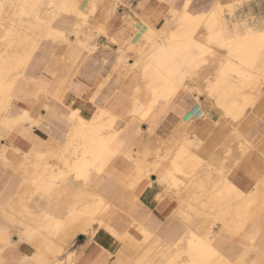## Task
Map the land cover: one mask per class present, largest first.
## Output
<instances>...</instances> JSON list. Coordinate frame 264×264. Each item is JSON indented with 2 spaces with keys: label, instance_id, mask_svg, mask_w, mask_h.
I'll return each mask as SVG.
<instances>
[{
  "label": "rangeland",
  "instance_id": "rangeland-1",
  "mask_svg": "<svg viewBox=\"0 0 264 264\" xmlns=\"http://www.w3.org/2000/svg\"><path fill=\"white\" fill-rule=\"evenodd\" d=\"M62 1L73 2L75 11L71 7L68 9L54 4L49 8L50 0H44L45 4L39 12L31 11L32 0H9L0 7V81L3 85H13L11 96L5 90V92L0 90V102H3V104L0 103V137L4 130H10L9 133L13 130L9 134L11 143L9 146L3 144L2 147V153L5 150L9 153L6 154V158L0 161V227L4 229L9 239L4 241L5 248L0 251V264H190L189 250L191 242L195 239L210 242L211 249L214 250L211 251V254L214 252L218 254L211 255V260L206 264H264V185L258 184L256 195L252 192L245 199L237 197V185L233 180L235 175L232 173L231 179L226 176V173H231L228 171L231 165L228 169L225 166L222 168L223 170L218 171L214 169L219 164L214 165V168L207 167L206 162L195 156L189 146V152L185 156L186 160L181 165L185 174L175 173L181 182L175 186L167 180L160 179L159 172L167 171L171 167V162L179 147H168L157 151L144 166L139 162L137 169L132 168L131 160L133 159L123 158L131 166L122 172L115 171L116 185L121 192V199L129 198L142 204L145 195L143 188L147 185L145 182L151 184L153 176L160 186L167 187L170 194L177 196V206L184 203L183 206L180 205L182 211L177 212V224L189 228L190 235L183 240L169 242L161 236L160 231L152 223L146 225L148 230L146 234L135 223L126 225V206L120 203L121 200H116L119 195L103 204H100L98 198L94 197L97 185L109 177V167L115 169V158L107 163L101 173L93 168L86 181L74 179L71 166L76 160V154L80 153L83 147V141L76 138L82 128L79 116L77 118V115H71L67 126L58 129V132L64 137L54 138L50 147L47 146L37 152L29 153L27 139L19 137L22 122L16 127L11 122L21 118H26L28 121L25 122H30L26 110L22 113L24 116H19L18 119H9L13 112L14 100L18 98L16 93L20 90L22 79L26 78L27 70L41 50L40 45L43 41L85 38L81 32L76 30L57 29V23L63 15L77 17L84 21L86 19V16L77 10L76 6H79L80 2H76V0ZM85 4L86 2L80 6L81 11ZM218 10L219 20L224 23L226 28L231 30L233 28L231 26L235 22L238 23L236 25L244 27V19L236 20L237 17L233 13H226L222 8ZM53 30L59 35L56 34L55 37ZM153 32L146 31L136 43L137 45L117 48L119 56L113 71L119 70V72L123 71L124 75L127 74L124 82L131 86L130 90L133 93L142 88L140 75L138 72L136 73L140 70L137 65L147 61L156 46L155 43L159 44L165 37L164 34ZM138 34L139 30H134L131 39L135 41ZM205 35L206 31L203 30L198 35V38L200 37L198 40H201L203 44H208L204 39ZM208 46L213 50H211L213 55H211L207 67L213 68L215 71L219 67L218 65L226 60L227 48L215 44H208ZM82 48L91 50L86 46ZM263 52L258 58L256 67L247 70L248 77L244 79L237 77L238 79H236L233 73L222 74L224 79L222 78L217 86L220 87L216 88L212 94L208 93L209 84L217 75L221 74L220 71H215L213 77H206L208 74L206 73L194 78L193 81L187 80L179 88L180 90L184 87L183 91L193 92L201 105L203 104L201 100H204L208 116L202 119L222 123L229 130L231 146L224 164H228L230 155L236 151L234 148L238 146L239 151L243 154L256 152L264 167V138L258 146L249 142H246V145L243 143V136L247 134L248 129H253V127H243V124L255 118L264 125V111L260 116L254 114L255 106L261 99H264ZM131 54L137 55L136 60L132 59ZM110 74L111 72L108 73L110 77L108 80L111 79L112 74ZM241 81L242 83H239ZM223 86H226V92ZM217 97L223 98L222 102ZM233 102H235L236 110L231 109ZM238 107L243 110L241 109L242 111L239 112ZM228 109L234 111L231 112ZM202 111L203 108L201 113ZM94 120L98 126L106 121V116L101 117V113H97L91 120L86 121ZM32 136L33 134L29 135L28 140H32ZM15 150H21L24 154H14ZM194 156L200 164H197L195 158L193 159ZM189 159L192 162L190 163L192 167L191 165L184 167ZM43 166L46 170L43 169ZM233 169L234 167H232ZM36 170H39L37 174ZM262 171L259 176L261 180H264V170ZM206 172L210 177L209 182L203 184L205 188L207 187L206 190L200 189V183L192 184V186H198V189H189L191 182L187 179L196 178ZM40 175H42L41 178ZM35 177L36 179L39 177V179L36 180ZM33 179L35 180L33 181ZM36 181H39V184H36L38 186L35 185ZM214 181L215 185H213ZM262 183L264 184V181ZM224 189L228 191H226L228 195ZM190 192H193V196ZM185 193L191 194L192 197L184 198L186 197ZM16 201L21 204L17 205ZM86 202L93 205L99 203L98 208L95 206L96 213L84 215L76 213L69 218L68 213L72 207H76L78 211ZM151 218L161 226L167 220V217L158 219L152 216ZM57 220L62 223L59 227L55 226ZM79 220L87 226V232L81 233ZM100 224L102 228H100ZM107 225L108 227H105ZM123 225L127 227L125 231L121 230ZM115 227L119 233L112 231ZM126 232L128 233L126 234ZM113 233L115 234L113 235ZM192 233L195 236H191ZM218 240L225 242L224 249L218 245Z\"/></svg>",
  "mask_w": 264,
  "mask_h": 264
},
{
  "label": "crops",
  "instance_id": "crops-1",
  "mask_svg": "<svg viewBox=\"0 0 264 264\" xmlns=\"http://www.w3.org/2000/svg\"><path fill=\"white\" fill-rule=\"evenodd\" d=\"M84 1L86 4L79 12L87 17L85 21L63 15L57 23V29L76 30L85 38L43 41L41 50L27 70L26 78L22 79L19 92L16 93L18 98L14 100L13 112L9 119H18L17 117L22 116L26 110L30 122L22 123L19 137L27 139L29 153L49 146L54 138L64 137L58 129L67 126L72 113L78 111V116L86 120H91L97 113L110 114L114 117L112 127L116 132L120 134L123 130H128V116L134 102L139 100L147 104L149 100V89L145 86L142 76L143 63L137 65L140 70L136 71L140 75L142 88L134 93L130 90L131 86L124 82L127 74L124 75L123 71L119 70L114 72L113 68L119 56L117 48L137 45L146 31H155L167 36L168 31L174 28L185 12L191 15L210 14L219 8L224 9L226 13H233L237 17L236 20L244 19L250 26L256 25V28H259L264 25V0H76L80 4ZM134 30H139L135 41L131 39ZM83 46L90 47L91 50H84ZM136 56L131 54L133 60H136ZM209 70L210 77H213L214 69ZM109 72L112 74L110 80ZM183 88L175 93L155 122L148 120L149 118L141 120L138 115L135 116L140 121L139 128L132 132L121 146L118 141L117 153L112 158H115L117 167H109V177L98 184L94 192L105 202L119 195L116 200H121L120 203L126 206V225L135 223L146 234V225L152 223L169 242L182 240L188 233L189 228L177 224V212L182 211L184 203L177 206V196L160 186L153 176L151 184L145 182L147 185L143 188L145 195L142 204L129 198L121 199L115 171L122 172L131 166L123 158L133 159L132 168L137 169L139 162L144 166L151 156L161 149H180L182 146L188 149L190 146L191 152L204 160L207 167L219 164L214 169L218 171L233 165V180L240 192L252 190V186L246 185L248 178L259 175L262 165L256 152L243 154L238 146L230 155L228 164H224L231 146L229 130L222 123L202 119L208 116L206 103L201 100V105L193 92L183 91ZM263 111L264 99H261L255 106L254 114L260 116ZM243 127H253L243 136V143L246 145V142H249L258 146L264 138L263 123L252 118L243 124ZM9 131L4 130L0 137V161L9 153L7 150L2 153L1 149L3 144L9 146L11 143L9 134L13 130L11 133ZM31 134L33 139L28 140ZM34 146L36 148H33ZM13 153L24 154L21 150H15ZM212 161L214 162L211 163ZM232 173H226L228 179H231ZM159 178L162 179L161 175ZM184 195V198L189 195L191 197V194ZM152 216L158 219L167 217L166 223L162 226L156 224ZM123 226L121 230L125 231L127 227ZM113 230L119 233L116 227ZM2 232L5 231L0 227V234ZM217 243L222 249L226 247L223 240H218ZM4 248L5 242L0 240V251Z\"/></svg>",
  "mask_w": 264,
  "mask_h": 264
},
{
  "label": "bare ground",
  "instance_id": "bare-ground-1",
  "mask_svg": "<svg viewBox=\"0 0 264 264\" xmlns=\"http://www.w3.org/2000/svg\"><path fill=\"white\" fill-rule=\"evenodd\" d=\"M8 1L9 0H0V7L3 6ZM85 2L86 1H84V3ZM44 4H45L44 0H32L31 11L32 12L41 11V8L44 6ZM49 4H51V5H49ZM52 4L57 5L59 7L61 6L64 8L71 7L73 9V11H75L74 10L75 8L73 6L74 4H73V2L71 3V1L66 3L62 0H60V1L59 0H50V3H48V7L52 6ZM82 4H80L79 6H76L77 10L81 11L79 8ZM94 9H95V7H94ZM219 14H220L219 10L213 11L210 14H197V15H191V14L185 12L183 15H181L178 22L174 26V28L171 29L170 31H168V35L167 36L165 35L166 36L165 40H163L159 44H156L155 48L152 50V52L149 56V59L147 61H145L142 65V72H143L142 76H143V81L145 83V86H147V88L149 89V100H148L147 104H145L143 102H140L139 100L135 101V99H134L135 102L133 104L132 110L130 111V115L128 116V118H129L128 130L125 129V130H123L124 132L123 133L121 132L120 134L118 132H116L112 127V124L114 122V117L110 114L101 113V117L106 116V121L104 123L98 125V126L96 125L95 120L88 122L84 118L79 117V119L81 121L80 122L77 119L80 122V125H82V128L78 132V134H77L78 136L76 138L83 141V145H82L83 147H82L80 153L76 154V160L73 162V164L71 166L72 167L71 170H72V172L74 174V178L76 180L83 179L86 181L90 175V171L93 168H96L97 172H101L106 167L107 163L110 162L111 159L113 157H115V155L117 153L118 141H120L119 145L121 146L122 143L125 142L126 138L132 132H134L136 129L139 128L138 124L140 123V121L135 116L138 115L141 120H145V119L149 118L148 120L155 122L156 119L158 118V116L163 111V109H165V106L167 105V103H169V101L172 99V97H174V94L179 90L181 85H183L187 80L193 81L194 78L201 76L202 74L205 75L206 73H208V74L210 73V70L207 67V63L209 62L211 55H213V53H212L213 50L208 46V44H215V45L227 48L226 58H225L226 60L225 61L222 60L223 62H221L220 65H218L219 67L215 70V71L221 72V74L218 73L220 75V77H219V75H217V77L213 79L212 83L210 82L209 87H208V93L209 94H212L214 91H216L215 90L216 88L218 89L220 87V86L219 87H217V86L223 78L222 74L233 73V74H235L236 79H238L237 77H243V79L248 77V73H247L249 71L248 69H251L254 66L256 67V65L258 63V58L262 54V52L264 51V27L256 28V25H255V27L250 26L249 23L246 24V22L243 24L244 27H240L239 25H236L238 23L235 22L234 25L231 24V25H233V26H231L233 28L230 30V29L226 28L224 23L219 20ZM83 16H82V19H83ZM203 30L206 31V35L204 36V39H205V41L208 42V44H203L201 42V40L200 41L198 40L200 38V37L198 38V35ZM54 34L56 37L57 33L55 31H54ZM54 34L52 33V35H54ZM57 35H59V34H57ZM45 37H47V36H45ZM220 57H222V56H220ZM217 63H219V62H217ZM250 73H251V71H250ZM240 80H242V79H240ZM233 82H232V84H233ZM243 82H244V80H243ZM239 83H242V81ZM239 83H238V87H239ZM246 84H247V81H246ZM225 87H224V91L226 90ZM12 88H13L12 84H8V85L4 84L3 85L2 81H0V90L1 91L5 90L8 94H10V96L12 93L11 92ZM227 90H228V87H227ZM215 95H217V93ZM224 95H226V94H224ZM235 95H236V93H235ZM217 98L220 99L219 97H217ZM222 99L223 98L220 99L221 102H222ZM0 103L3 104V102H0ZM235 108H236L235 102H233L231 109H235ZM241 109L239 112H241L243 110V109L242 110ZM232 111H234V110H231V112ZM78 113H79V111H78ZM78 113L74 112V113H72V116L77 115V118H78ZM239 116H240V113H239ZM25 121H28V119H26V118H21L19 120L14 119L11 122H12L13 126H18L20 122L23 123ZM70 145L72 146V144H70ZM1 149H3V148L1 147ZM188 152H189V150L186 148V146H182L178 150L175 158L171 162L172 163L171 167L167 171H163L161 173L159 172V175H161L162 179L167 180L170 184H173L175 186L178 185L179 183H181V182H179V179L175 176V173L180 172L182 174H185L184 168H182L181 165L184 162V160H186L185 156H187ZM188 156H189V154H188ZM194 158H195V156L193 157V159ZM231 158H232V156H231ZM195 159L197 161V158H195ZM43 162H45V161H43ZM213 162L214 161H212L211 163H213ZM190 163H192V162L189 159L188 163H186L184 167H186V166L189 167V165H191ZM198 163L200 164L199 161H197V164ZM44 166L46 167V165H44ZM211 166L214 167V164H211ZM45 167L43 168L44 170H46ZM191 167H192V165H191ZM197 167H200V166H197ZM232 167L233 166H230L229 169L227 168L228 171H230L231 173L233 172ZM262 167L263 166L261 165L260 166L261 172H263L262 170H264L263 169L264 167L263 168ZM40 169H41V167H40ZM37 171H39V170L35 171L36 174H37ZM139 171H140V169H139ZM38 174H39V172H38ZM36 177H35V179H36ZM41 177H42V175H40V178ZM35 179H33V181ZM38 179H39V177H38ZM38 179H36V180H38ZM187 180L189 182H191L189 189H191V188L193 190H195L196 188L198 189V186H195V185L192 186V184L200 183L201 184L200 189L206 190L207 187L205 188L203 184L208 183L210 180V177H209L208 173H203L202 175L197 176L196 178H191V179H187ZM40 181H42V180H40ZM263 181L264 180H261L259 175H256V176L252 175V177L248 178V181L246 184L247 186H252V190L249 192L237 191L236 196L241 198V199H245L247 196L251 195L252 192H254L256 195V192L258 189V184L261 183L262 185H264L262 183ZM36 182L37 183H35V185L39 184V181H36ZM31 184H32V182H31ZM215 184H216V182L214 181L213 185H215ZM36 186H38V185H36ZM19 189H18V191H19ZM35 189H37V188H35ZM226 189H224L225 192L227 191ZM21 190H22V188H21ZM21 190H20V192H21ZM191 194L193 196V192ZM227 195H228V193H227ZM94 197L98 198V200L101 202L100 204H103L105 202L100 197L96 196L95 194H94ZM191 197H189V198H191ZM241 202H242V200H241ZM251 202H253V201H251ZM19 203L21 204V202H19ZM19 203L16 201L17 205ZM95 206L98 208L99 203L94 204V205L89 203V202L83 203L82 207L78 211H77L76 207H72L70 209L69 214H68L69 218L76 215V213H80L81 215L91 214V213L95 212V210H96ZM26 215H27V212H26ZM81 215H80V217H81ZM67 221H68V219H67ZM55 224H56L55 226H57V227L62 225L61 221H58V220H57V222H55ZM79 224H80L79 230L81 231V233L88 231L87 226L85 224H83L82 221L79 220ZM101 224H102V222H101ZM101 224H100V226H101ZM108 225L105 227H108ZM100 228H102V226ZM90 229H91V227H90ZM107 231H109V230H107ZM112 231L114 232L115 230H112ZM189 232H191V231H188V233L186 234L185 237L190 235ZM110 233H111V230H110ZM114 234L115 233H113V235ZM191 236H195V235L192 233ZM184 238H182V240ZM194 239H195V237H194ZM0 240L1 241L9 240L8 236L5 234V232H2L0 234ZM211 248H212V245L210 244V242H208L206 240H200V239L193 240L191 242V246H190V250H189V255H190V256H188V258L190 259L189 263L190 264H206L208 261L211 260V258H212L211 255L217 254L216 252L211 254V251L212 252L214 251ZM61 264H63V263H61Z\"/></svg>",
  "mask_w": 264,
  "mask_h": 264
}]
</instances>
